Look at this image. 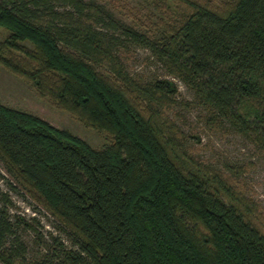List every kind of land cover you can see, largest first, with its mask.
Segmentation results:
<instances>
[{
  "label": "trees",
  "instance_id": "1",
  "mask_svg": "<svg viewBox=\"0 0 264 264\" xmlns=\"http://www.w3.org/2000/svg\"><path fill=\"white\" fill-rule=\"evenodd\" d=\"M164 17L146 34L96 0H0V64L106 135L93 148L0 103L10 177L0 179L45 210L66 241L10 214L0 189V264H264L247 205L164 128L158 109L174 83L137 80L119 57L127 45L147 49L211 118L264 153V0L220 9L187 1Z\"/></svg>",
  "mask_w": 264,
  "mask_h": 264
},
{
  "label": "rangeland",
  "instance_id": "2",
  "mask_svg": "<svg viewBox=\"0 0 264 264\" xmlns=\"http://www.w3.org/2000/svg\"><path fill=\"white\" fill-rule=\"evenodd\" d=\"M108 8L115 17L146 34H155L164 15L174 19L186 8L187 1L204 3L215 9L225 7L230 0H96ZM186 1V3H185ZM7 32L0 27V41ZM119 57L129 75L140 81L165 78L171 80L176 92L158 109L167 119V131L172 132L177 144L193 162L216 170L225 186L242 204H246L250 220L264 235V153L247 138L235 132L227 123L211 118L191 91L178 79L172 77L149 51L143 47L127 45ZM99 71L103 72L102 68ZM0 103L11 108L29 112L50 125L69 131L93 148L100 147L106 135L85 126L69 111L61 109L50 98L39 96L29 80L21 74L12 73L0 64ZM0 173L5 174L0 163ZM10 178V177H8ZM13 181V180H12ZM0 189L6 191L12 206L10 214L37 226L41 231L61 236L53 228L52 217L20 190H8L0 179ZM34 220L37 222L33 223ZM25 239L33 238L26 230Z\"/></svg>",
  "mask_w": 264,
  "mask_h": 264
}]
</instances>
